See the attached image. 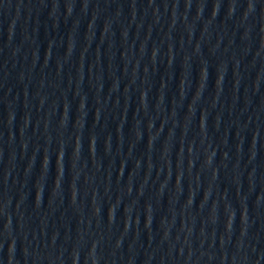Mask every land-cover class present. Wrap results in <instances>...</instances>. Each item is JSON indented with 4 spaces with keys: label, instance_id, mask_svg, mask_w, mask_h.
I'll use <instances>...</instances> for the list:
<instances>
[{
    "label": "water",
    "instance_id": "water-1",
    "mask_svg": "<svg viewBox=\"0 0 264 264\" xmlns=\"http://www.w3.org/2000/svg\"><path fill=\"white\" fill-rule=\"evenodd\" d=\"M0 264H264V0H0Z\"/></svg>",
    "mask_w": 264,
    "mask_h": 264
}]
</instances>
